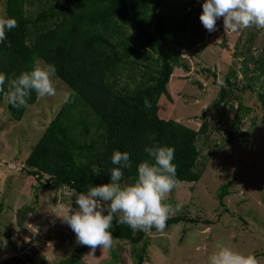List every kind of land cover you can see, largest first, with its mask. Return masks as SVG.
<instances>
[{"label": "trees", "instance_id": "trees-1", "mask_svg": "<svg viewBox=\"0 0 264 264\" xmlns=\"http://www.w3.org/2000/svg\"><path fill=\"white\" fill-rule=\"evenodd\" d=\"M196 1L6 0L4 18H14L17 27L6 33L11 47L0 44V72L14 78L42 61L45 66L54 65L55 77L75 93L72 102L60 108L24 162L22 173L35 190L51 189L57 195L65 191L74 196L90 186L109 183L114 150L130 154L133 168L124 171L121 183L132 184L136 180L135 166L150 159L143 149L153 143L149 139L153 134L156 143L175 148L173 163L178 182L200 181L208 157L218 152L214 150L202 157L197 147L198 139L207 135L206 122L195 131L158 114L160 101L165 99L164 104L172 108V95L179 96L182 90L176 86L186 84V77H178V82L175 75L179 70L190 72L182 52L195 46V39L202 35L197 28L202 9H196ZM35 5L37 9L33 8ZM242 33L244 30L240 36ZM250 37L251 33L247 39ZM188 43L192 44L189 48ZM245 52L249 53V49ZM246 61H242L245 84L239 88L235 80L231 81L235 78L231 72L223 79L225 86H219L214 102V107L223 109L236 103L231 120H227L225 112L215 115L219 124L229 123L236 132L251 111L243 105L244 93H255L264 108V47L251 62L252 72ZM173 80L177 84L172 85ZM257 87L262 90L260 93ZM3 99L7 103V88L0 92V104ZM37 99L33 92L28 105H34ZM145 100L151 103L150 109L144 107ZM27 108L16 109L7 103L14 121H21ZM229 187L222 185L216 195L223 211ZM2 208L1 201L0 213ZM186 208L191 211L169 217L166 230L178 224H211L203 220L198 208L190 203ZM33 211L28 207L17 211L19 229L24 227L26 214ZM110 231L113 247L105 249L111 256L110 264H124L121 253H127L133 264H143L150 245L148 236L159 232L154 228L148 232L133 231L116 219ZM29 236L36 238L35 233ZM6 245V264H26L14 256L20 249L15 243L6 238ZM82 247L61 264H86L82 255L87 248ZM254 256L258 261L264 252ZM35 263L46 264L45 258L40 256Z\"/></svg>", "mask_w": 264, "mask_h": 264}, {"label": "rangeland", "instance_id": "rangeland-1", "mask_svg": "<svg viewBox=\"0 0 264 264\" xmlns=\"http://www.w3.org/2000/svg\"><path fill=\"white\" fill-rule=\"evenodd\" d=\"M196 2V9H202V1ZM5 4L6 0H0V18H4ZM33 8L37 9L38 5ZM197 28L202 35L195 39V46L182 52L190 72L179 70L175 75L176 79L186 77V84L182 82L176 86L177 89L181 86L182 90L179 96L172 95L175 100L172 108L164 104L165 99L160 101L158 114L162 119L195 131L206 122L207 135L198 139L197 147L202 157H208V153L214 150L218 152L208 157V165L198 183H178L164 202L173 207L182 206L180 212L170 216L191 211L186 208L190 203L201 210L203 220L211 224L192 227L178 224L149 235L150 245L143 264H208V257L220 246L245 255L264 252V108L255 93H244L243 105L251 111L243 119L240 131L236 132L229 123L219 124L215 118L217 113L225 112L227 120H231L236 103L225 109L214 107L220 81L231 72L235 73L231 81L235 80L239 88L245 84L242 61L247 60L245 65L252 72L251 62L264 47V28L244 29L245 33L240 36V31L224 28L222 19L217 21L215 32L209 33L201 22H197ZM249 33L252 37L248 40ZM191 45L188 43L187 48ZM246 49L249 53L245 52ZM37 66L45 65L38 61ZM53 83L57 94L38 97L37 102L27 108L21 121L10 118L5 99L0 104V203L2 201L3 205L0 213V264L7 263L3 254L6 238L20 248L14 256H18L22 263L36 264V259L42 256L46 264H61L83 246L87 248L82 255L83 262L110 264L112 259L105 249L98 247L90 254L89 247L77 244L74 233L58 218L75 200L72 193L62 191L57 195L51 189L35 190L27 175L22 173L25 160L63 106V94L69 90L56 77ZM171 84H177V81L173 80ZM226 184L230 185V194L224 199L223 211L216 195ZM35 197H38L37 202ZM27 207L34 208V211L26 214L24 227L19 229L17 211ZM73 207H76L74 203ZM33 232L36 238L29 236ZM120 258L125 259L124 264H133L127 253H121ZM257 264H264V257L258 259Z\"/></svg>", "mask_w": 264, "mask_h": 264}, {"label": "clouds", "instance_id": "clouds-1", "mask_svg": "<svg viewBox=\"0 0 264 264\" xmlns=\"http://www.w3.org/2000/svg\"><path fill=\"white\" fill-rule=\"evenodd\" d=\"M199 20L209 33L217 30V21H223L224 28L233 32L248 28H264V0H202ZM17 27L14 18H0V44L11 47L6 33ZM131 34V33H130ZM7 42V43H6ZM56 67L48 64L22 71L14 78L0 72V92L7 88V103L13 108H27L28 100L34 92L39 98L57 94L53 79ZM223 87L224 81H220ZM262 90L257 87V92ZM74 91L67 90L62 104L71 103ZM144 107L151 103L145 100ZM153 141L145 145L144 152L150 158L135 166L136 180L132 184H122L124 171L132 170L133 161L127 151L114 150L109 169L110 182L90 186L85 192L74 193L75 200L63 209L60 218L75 235L79 245L88 246L90 254L96 249H111L113 235L112 222L126 225L133 231L148 232L153 228L163 231L170 214L180 212L181 205L165 203L166 196L178 185L176 178L175 148ZM73 203L76 207H73ZM208 264H257L254 255H245L227 246H220L208 257Z\"/></svg>", "mask_w": 264, "mask_h": 264}]
</instances>
